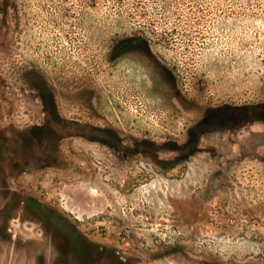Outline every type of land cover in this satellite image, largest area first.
I'll use <instances>...</instances> for the list:
<instances>
[{
    "label": "rangeland",
    "instance_id": "rangeland-1",
    "mask_svg": "<svg viewBox=\"0 0 264 264\" xmlns=\"http://www.w3.org/2000/svg\"><path fill=\"white\" fill-rule=\"evenodd\" d=\"M263 104L264 0H0V264H264Z\"/></svg>",
    "mask_w": 264,
    "mask_h": 264
},
{
    "label": "trees",
    "instance_id": "trees-1",
    "mask_svg": "<svg viewBox=\"0 0 264 264\" xmlns=\"http://www.w3.org/2000/svg\"><path fill=\"white\" fill-rule=\"evenodd\" d=\"M119 42H120L119 45H117L114 48L116 49L113 53L114 56H119V54L126 48H147V49L150 48L149 39L148 37L144 35H129V36L121 38ZM37 80H39L36 82L37 89L45 95L48 106L52 107L51 104L54 103V99H53V93H52L51 88L44 81V79H41L40 77H38ZM227 107L230 108V110L226 112L228 114L227 118L232 121L236 120L239 117V114L241 113V112L239 113L238 111L241 107H238V106L236 107L227 106ZM262 107L260 108L261 111L263 110ZM223 109L221 108L213 109V110H209V112H220V113L222 112L223 113L224 112ZM197 136H198V133L196 132V130L192 129L191 136L185 143L178 144L174 142V143H171L172 144L171 146L173 147V150L175 149L177 151H181V157L187 158L188 154L192 152L194 153L197 149V145H196ZM142 142L144 144L150 145V147H152L153 149L156 148V143L154 141L143 140Z\"/></svg>",
    "mask_w": 264,
    "mask_h": 264
},
{
    "label": "flooded vegetation",
    "instance_id": "flooded-vegetation-1",
    "mask_svg": "<svg viewBox=\"0 0 264 264\" xmlns=\"http://www.w3.org/2000/svg\"><path fill=\"white\" fill-rule=\"evenodd\" d=\"M53 99H54V103L51 104V108H52V115H50L52 117V120L49 121L50 125L53 128V133L55 134L54 138H57V141L59 143H62L63 141H65V139L67 138H73L76 139L78 137L81 136V133H88L89 135L91 134V137L95 138V142L98 143H112L114 140H118L120 138H118V131L117 129H115L112 126H105L104 127H99V126H95L93 128H95V130H91L88 128H85L82 124L74 121H66L64 115L61 113V109H60V105L59 103H57V100L55 98V95L53 94ZM46 114V113H45ZM49 111L47 110V114L45 115L47 118ZM93 133V134H92ZM96 133H100V134H104L105 136L103 138H107V139H97V134ZM118 138V139H117ZM10 221V219L8 220V222ZM10 223H8L5 226V232L7 230H10ZM7 233V232H6Z\"/></svg>",
    "mask_w": 264,
    "mask_h": 264
}]
</instances>
